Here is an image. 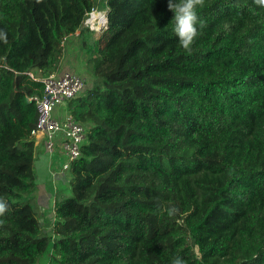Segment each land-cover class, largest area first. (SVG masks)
<instances>
[{"label":"trees","instance_id":"obj_1","mask_svg":"<svg viewBox=\"0 0 264 264\" xmlns=\"http://www.w3.org/2000/svg\"><path fill=\"white\" fill-rule=\"evenodd\" d=\"M198 14L186 51L168 0H0V264H264V7ZM77 34L90 81L68 111L89 129L50 235L34 203L44 85L29 73L67 71Z\"/></svg>","mask_w":264,"mask_h":264},{"label":"built area","instance_id":"obj_2","mask_svg":"<svg viewBox=\"0 0 264 264\" xmlns=\"http://www.w3.org/2000/svg\"><path fill=\"white\" fill-rule=\"evenodd\" d=\"M107 25V13L98 9L89 13L84 22V26L98 34ZM29 75L44 85L43 96L33 98L38 106L39 117L32 136L35 143L40 140L44 144L51 182L61 184L58 175L68 176L73 163L81 157L87 139L89 128L78 122L68 111L71 100L83 94L86 80L72 71L56 72L43 78L35 77L33 73ZM56 163L59 169L55 168Z\"/></svg>","mask_w":264,"mask_h":264},{"label":"clouds","instance_id":"obj_3","mask_svg":"<svg viewBox=\"0 0 264 264\" xmlns=\"http://www.w3.org/2000/svg\"><path fill=\"white\" fill-rule=\"evenodd\" d=\"M254 3L259 7H264V0H254ZM168 6L171 11L175 13L174 21L175 27L173 29L175 35L178 37L179 45L186 51H191V47L200 34L199 29L205 27V22L200 19L198 9L205 6V0H168ZM227 28V25L225 26ZM0 40L7 42V33L0 29ZM8 209L7 202L0 198V217L4 216ZM167 213L175 215L179 212L177 208L164 209ZM3 221L0 220V224ZM171 264H187V262L180 256L173 257Z\"/></svg>","mask_w":264,"mask_h":264},{"label":"crops","instance_id":"obj_4","mask_svg":"<svg viewBox=\"0 0 264 264\" xmlns=\"http://www.w3.org/2000/svg\"><path fill=\"white\" fill-rule=\"evenodd\" d=\"M35 173L37 175V206L39 208L40 221L44 224L46 232L52 228V222L54 220V204H55V195L58 190L61 188L60 186L63 184H59L58 188H55L53 183L50 180V168H49V159L47 153L45 151V147L42 141H37L35 143V161H34ZM54 169V165L52 166ZM55 168L59 169V164H55ZM63 178V177H61ZM61 180V179H60ZM51 190V195L49 192ZM48 196H45V195Z\"/></svg>","mask_w":264,"mask_h":264},{"label":"rangeland","instance_id":"obj_5","mask_svg":"<svg viewBox=\"0 0 264 264\" xmlns=\"http://www.w3.org/2000/svg\"><path fill=\"white\" fill-rule=\"evenodd\" d=\"M94 34H95L94 35L95 37H98V35H100L98 33H94ZM64 48H65V52H64V56H63V60H62L63 70L75 72L76 74L82 76L86 80V83L89 82L90 78L88 77V75H86L83 72L85 58H84L83 51L81 49V38H80V36L77 34L75 36L69 37L64 42ZM58 178H59V180L61 179L60 182L63 179V178H61L60 175H58ZM53 185L55 186V188L59 187V183H54ZM60 187L61 188L59 190H62L65 192H68V190H70L68 185L62 184ZM49 192L51 195L50 189H49ZM45 196H48V195L46 194ZM36 202H37V199L35 198V200H34L35 205H36ZM36 210H37L38 215H41L39 213L38 206L36 207ZM49 234L52 235V228L49 231ZM48 262H49V256H46L42 261H40L39 264H47Z\"/></svg>","mask_w":264,"mask_h":264}]
</instances>
